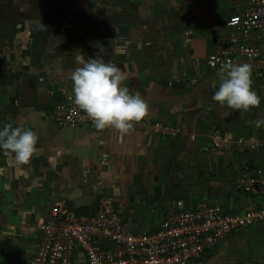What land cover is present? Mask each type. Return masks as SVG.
<instances>
[{
  "label": "crops",
  "instance_id": "1",
  "mask_svg": "<svg viewBox=\"0 0 264 264\" xmlns=\"http://www.w3.org/2000/svg\"><path fill=\"white\" fill-rule=\"evenodd\" d=\"M247 5L239 0H0V130L11 124L39 137L38 151L27 163L0 150V264H29L39 225L50 202L59 199L89 201L78 209L87 214L96 196H109L124 226L137 233L155 231L178 202L184 208L219 205L231 214L264 207V193L251 195L236 186L242 170L264 173V148L233 144L264 135V126L252 123L264 119V77L251 75L258 107L230 110L212 100L219 69L206 64L227 39V22ZM257 34L264 51V33L251 32L247 41L255 43ZM81 56L117 65L127 76L123 86L148 104V115L127 134L62 128L51 120L63 100L61 89L73 98L71 73L81 66ZM154 123L177 133L158 134ZM216 131L232 145L212 148ZM74 264H85L82 252L74 254ZM203 264H264V224L233 232L205 253Z\"/></svg>",
  "mask_w": 264,
  "mask_h": 264
},
{
  "label": "built area",
  "instance_id": "2",
  "mask_svg": "<svg viewBox=\"0 0 264 264\" xmlns=\"http://www.w3.org/2000/svg\"><path fill=\"white\" fill-rule=\"evenodd\" d=\"M239 1L248 3L247 7L241 16L227 22L228 37L209 53L206 64L210 69L220 70L228 62L248 63L252 65V73L262 79V37L257 34L255 43H249L247 37L251 32L264 33V0ZM50 94L53 95L54 90ZM61 95L63 100L56 104L51 115L56 125L96 129L87 115L74 105L67 91L61 89ZM153 127L163 136L177 133L174 127L162 123H154ZM114 130L106 128L103 132ZM211 140L214 149H227L232 145V141L218 131ZM233 144L264 148V135L255 140L239 138ZM86 181L84 178L83 182ZM236 186L247 194L264 193V173L242 170ZM93 204L92 212L86 214L77 212L70 201L50 202L48 217L39 225L36 253L29 264H74L76 251L83 253L85 264H203L205 253L233 232L264 224V207L231 214L219 205L184 208L178 202L177 211L164 218L155 231L137 233L124 226L121 211L111 197L100 194Z\"/></svg>",
  "mask_w": 264,
  "mask_h": 264
},
{
  "label": "clouds",
  "instance_id": "3",
  "mask_svg": "<svg viewBox=\"0 0 264 264\" xmlns=\"http://www.w3.org/2000/svg\"><path fill=\"white\" fill-rule=\"evenodd\" d=\"M77 59L81 66L71 73L73 103L98 131L113 128L120 134H127L134 122L148 115L149 106L141 95L123 86L127 76L121 68L97 56ZM251 75V64H223L217 73L219 87L212 100L230 110L247 111L258 107L261 100L252 90ZM212 86L216 88L215 83ZM252 123L259 128L264 126V119ZM38 140L35 132L23 127L6 124L0 130V150L6 156L14 155L18 163H27L38 151Z\"/></svg>",
  "mask_w": 264,
  "mask_h": 264
},
{
  "label": "water",
  "instance_id": "4",
  "mask_svg": "<svg viewBox=\"0 0 264 264\" xmlns=\"http://www.w3.org/2000/svg\"><path fill=\"white\" fill-rule=\"evenodd\" d=\"M212 42L216 43V38L214 36V33H212ZM72 204L74 206V209L78 210L80 208L86 207L89 204V201H88V203H83V202L80 203V201L79 202L78 201H73Z\"/></svg>",
  "mask_w": 264,
  "mask_h": 264
},
{
  "label": "trees",
  "instance_id": "5",
  "mask_svg": "<svg viewBox=\"0 0 264 264\" xmlns=\"http://www.w3.org/2000/svg\"><path fill=\"white\" fill-rule=\"evenodd\" d=\"M77 212H81V213H82V212H84V211H83V210H77Z\"/></svg>",
  "mask_w": 264,
  "mask_h": 264
}]
</instances>
